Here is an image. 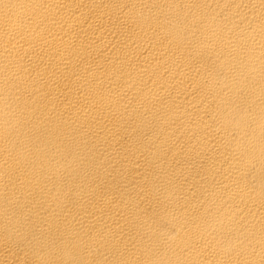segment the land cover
<instances>
[{
	"label": "bare ground",
	"instance_id": "1",
	"mask_svg": "<svg viewBox=\"0 0 264 264\" xmlns=\"http://www.w3.org/2000/svg\"><path fill=\"white\" fill-rule=\"evenodd\" d=\"M0 264H264V0H0Z\"/></svg>",
	"mask_w": 264,
	"mask_h": 264
}]
</instances>
